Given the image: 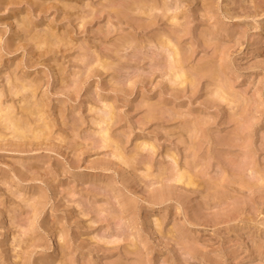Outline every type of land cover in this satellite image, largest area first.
<instances>
[{
    "label": "rangeland",
    "instance_id": "rangeland-1",
    "mask_svg": "<svg viewBox=\"0 0 264 264\" xmlns=\"http://www.w3.org/2000/svg\"><path fill=\"white\" fill-rule=\"evenodd\" d=\"M0 264H264V0H0Z\"/></svg>",
    "mask_w": 264,
    "mask_h": 264
}]
</instances>
